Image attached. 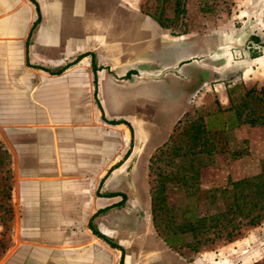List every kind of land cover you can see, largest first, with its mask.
<instances>
[{
    "label": "rangeland",
    "instance_id": "rangeland-1",
    "mask_svg": "<svg viewBox=\"0 0 264 264\" xmlns=\"http://www.w3.org/2000/svg\"><path fill=\"white\" fill-rule=\"evenodd\" d=\"M68 1L61 21L64 33L79 44L103 40L98 72L115 73L118 80L101 78L103 106L114 116L139 122L153 137L146 150L150 206L147 214L141 213L146 232L169 238L175 247L220 255L213 264H264V217L257 225L241 226L233 237H225L228 226L205 231L216 212L224 217L218 225L230 216V193L227 199L224 193L228 183L264 174V46L249 42L251 36L264 42V0H130L126 8L121 1L81 0L77 12ZM252 51L259 53L257 60L250 57ZM100 62L116 70L112 73ZM174 65L176 71L160 80L142 77L148 67ZM43 93L53 94L44 109L36 115L16 109L14 117L30 125L47 118L48 109L67 111L62 120L72 129L64 132L61 146L78 162L80 148L103 139L88 117L76 113L82 95L57 84ZM132 130L134 149L145 137L141 141L144 132ZM135 165L132 181L144 203L141 162ZM16 182L0 141V264H48L51 260L26 257L28 251L38 255L30 244L42 243L46 236L37 228L30 232L29 223L39 212L27 209L28 195L13 194ZM131 212L117 221L116 233L140 242L145 226L136 210ZM185 226L203 228L182 233ZM135 245L130 251L142 249ZM147 247L159 258L174 250L153 245L150 238Z\"/></svg>",
    "mask_w": 264,
    "mask_h": 264
},
{
    "label": "crops",
    "instance_id": "crops-1",
    "mask_svg": "<svg viewBox=\"0 0 264 264\" xmlns=\"http://www.w3.org/2000/svg\"><path fill=\"white\" fill-rule=\"evenodd\" d=\"M80 1L71 0L72 12L78 11ZM115 1H121L126 8L130 0ZM67 2L0 0V141L10 155L12 175L17 180L13 194L28 195L27 209L39 212L35 221H29L30 232L37 228L38 234L46 236V241L30 244L38 255L28 251L26 257L56 261L54 264H133L132 260H140L138 264H213L220 255L198 254L186 245L171 247L174 250L168 249L169 255L161 258L158 252L149 251V238L153 245L168 246L153 230L151 235L146 232L141 216L150 206L146 150L153 137L139 122L114 116L103 106L101 78L118 80L115 73L98 72L96 59L99 61V54L105 52L103 40L92 38L79 44L64 33L61 21ZM100 65L112 73L116 70L109 62ZM175 66L148 67L145 75L151 76L147 79L160 80L166 70ZM56 84L62 90L75 89L82 95L78 104L82 108L76 113L88 117L103 138L95 141L96 146L80 148L78 162L65 155L61 146L64 132L72 129L62 120L67 111L48 109L47 118L30 125L20 124L13 115L16 109L36 115L37 109H44L42 105L53 96L44 90ZM19 100L25 103L17 104ZM101 110L108 123L102 120ZM132 129L144 132L141 141L145 137L134 149ZM137 161L141 162L139 181L144 203L138 199L132 181ZM134 210L145 226L140 242L116 233L117 221ZM134 244L142 249L130 251Z\"/></svg>",
    "mask_w": 264,
    "mask_h": 264
},
{
    "label": "trees",
    "instance_id": "trees-1",
    "mask_svg": "<svg viewBox=\"0 0 264 264\" xmlns=\"http://www.w3.org/2000/svg\"><path fill=\"white\" fill-rule=\"evenodd\" d=\"M249 42H252L254 45L260 47L264 46V42H262L260 37L258 36H251L249 38ZM258 54H259L258 52L252 51L250 57L256 58L259 56ZM92 67L93 70L95 71V63L93 60H92ZM229 185L231 186V189L228 188ZM228 186L224 190V193L227 194L225 198L227 199L228 193H230L229 198H231L227 210V214H229L230 216L227 219L226 224L218 225V221L220 219L223 220L224 217L223 214L216 212L215 215L213 216L214 222L212 223V225L209 226V228H205V231L207 232L211 228L223 229L226 226H228L230 227V230L226 233L225 235L226 238L233 237L234 235H236L238 233L237 231L241 226L257 225L258 222L262 219V217H264V174L258 175L257 177H253V178L230 182L228 183ZM248 197H250V200H247ZM249 202H251L250 205L253 206L252 208H247L248 207L247 203ZM244 219H247V221L242 223L241 220ZM201 228H203V226ZM200 229L198 226L196 227L185 226V227H181L180 231L183 233L186 230L197 231ZM93 232L96 236L107 242V240L103 236L97 234L95 231ZM164 241L166 245L170 247L175 246V243L174 242L172 243L169 238H164ZM108 244L113 248H117L116 246H114L109 242ZM120 264H122V262Z\"/></svg>",
    "mask_w": 264,
    "mask_h": 264
},
{
    "label": "water",
    "instance_id": "water-1",
    "mask_svg": "<svg viewBox=\"0 0 264 264\" xmlns=\"http://www.w3.org/2000/svg\"><path fill=\"white\" fill-rule=\"evenodd\" d=\"M175 71H176L175 69H172V70H166L165 73H166V72H172V73H173V72H175ZM142 77H145V78H151V76H149V75H142ZM158 78H159V77H158Z\"/></svg>",
    "mask_w": 264,
    "mask_h": 264
}]
</instances>
